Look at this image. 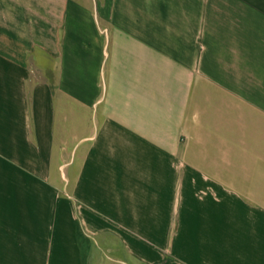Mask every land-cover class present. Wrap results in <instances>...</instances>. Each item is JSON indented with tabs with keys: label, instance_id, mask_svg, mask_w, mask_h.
Instances as JSON below:
<instances>
[{
	"label": "crops",
	"instance_id": "0c3cea01",
	"mask_svg": "<svg viewBox=\"0 0 264 264\" xmlns=\"http://www.w3.org/2000/svg\"><path fill=\"white\" fill-rule=\"evenodd\" d=\"M0 264H264V0H0Z\"/></svg>",
	"mask_w": 264,
	"mask_h": 264
}]
</instances>
